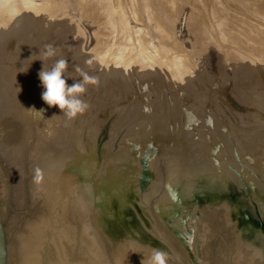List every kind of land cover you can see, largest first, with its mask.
Instances as JSON below:
<instances>
[{"label":"water","instance_id":"95a60500","mask_svg":"<svg viewBox=\"0 0 264 264\" xmlns=\"http://www.w3.org/2000/svg\"><path fill=\"white\" fill-rule=\"evenodd\" d=\"M0 264H264V0H0Z\"/></svg>","mask_w":264,"mask_h":264}]
</instances>
